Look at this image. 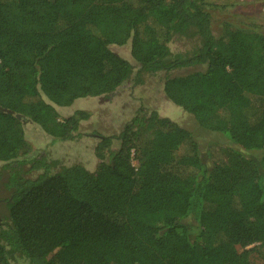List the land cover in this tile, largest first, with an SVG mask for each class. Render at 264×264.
I'll return each instance as SVG.
<instances>
[{"label": "trees", "instance_id": "16d2710c", "mask_svg": "<svg viewBox=\"0 0 264 264\" xmlns=\"http://www.w3.org/2000/svg\"><path fill=\"white\" fill-rule=\"evenodd\" d=\"M209 5L0 0V264H264V34L228 30L217 47ZM176 36L197 46L173 54ZM127 41L137 79L197 68L168 76L163 93L227 139L243 173L220 149L208 163L189 129L141 108L100 137L93 171L24 150L27 119L55 141L76 136L86 114L58 120L54 107L120 87L132 66L109 45Z\"/></svg>", "mask_w": 264, "mask_h": 264}, {"label": "rangeland", "instance_id": "374dc122", "mask_svg": "<svg viewBox=\"0 0 264 264\" xmlns=\"http://www.w3.org/2000/svg\"><path fill=\"white\" fill-rule=\"evenodd\" d=\"M210 2L211 28L218 47L228 30L247 28L264 34V0H206ZM253 27V28H252ZM256 27V28H254ZM195 37H173L169 48L173 54H190L197 46ZM109 48L129 61L132 66L130 77L113 93L98 97H81L69 106H55V115L62 120L77 111L86 114L80 120L75 137L69 140H53L44 130L30 120L21 121L20 129L25 138L24 150L30 154L45 151L48 157L57 161L59 168L81 167L93 171L98 163L96 147L102 136H115L136 114L138 109L156 111L160 117H167L178 125L189 129L195 136L202 158L209 163L208 149L221 150L225 157L232 158L236 174L243 173L246 166L236 163L230 143L222 135L202 129L194 117L168 100L163 93V83L168 76L182 75L197 68H179L159 71L153 74L141 73L136 78L138 63L131 55L130 42L111 44ZM219 145V148L217 145ZM116 143L111 148L115 149ZM248 156V154H244ZM134 163V161H133ZM0 161V197H6L3 187L6 173ZM0 208V214H2ZM255 263H259L255 259ZM14 264H25L17 262Z\"/></svg>", "mask_w": 264, "mask_h": 264}]
</instances>
